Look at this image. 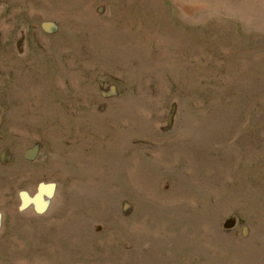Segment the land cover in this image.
<instances>
[{
  "label": "rangeland",
  "instance_id": "rangeland-1",
  "mask_svg": "<svg viewBox=\"0 0 264 264\" xmlns=\"http://www.w3.org/2000/svg\"><path fill=\"white\" fill-rule=\"evenodd\" d=\"M0 264H264V0H0Z\"/></svg>",
  "mask_w": 264,
  "mask_h": 264
}]
</instances>
